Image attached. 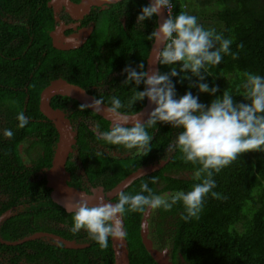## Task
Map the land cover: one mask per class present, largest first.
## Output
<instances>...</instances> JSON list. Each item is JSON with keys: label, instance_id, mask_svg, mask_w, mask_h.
I'll use <instances>...</instances> for the list:
<instances>
[{"label": "trees", "instance_id": "1", "mask_svg": "<svg viewBox=\"0 0 264 264\" xmlns=\"http://www.w3.org/2000/svg\"><path fill=\"white\" fill-rule=\"evenodd\" d=\"M170 1L173 18L181 12L193 13L197 20H203L200 25L205 29H215L224 38L231 39L230 52L238 53L236 59L230 54H222L218 65L202 70L208 74L204 82L218 88L214 95L189 87V80H181L180 76L171 77L176 98L191 92L207 106L227 91L233 96L234 103H248L242 87L245 74L264 77V0ZM147 5L146 0L119 1L111 10L114 12V6H120L125 15V27L117 21L115 14L108 15L107 11L91 33L92 36L108 35L107 47L102 51L100 47L69 51L52 46L49 31L54 19L47 0H0V214L9 209L12 211L0 224V237L13 241L36 231H47L88 244L78 249L66 248L61 242L45 240V237L16 245L0 242V253L7 258L18 254V259L23 258L28 263H113L110 237L107 249H101L83 229L73 234L69 230L72 212L53 202L45 177L34 174L50 165L58 138L53 123L39 110V94L50 80L62 77L80 85L96 98H102L107 105L113 97L127 105L135 88L144 90L143 83L124 85L127 73L123 69L130 66L140 71L136 66L141 62L145 65L152 43L148 36L157 25L156 15L144 20L142 27L137 24L138 14ZM206 12L211 13L209 21L198 16ZM241 43L243 48L238 47ZM93 51L98 62L103 56L108 58L106 70L99 64L98 68L86 64L84 57ZM158 67L161 73L169 72L172 67L177 72L180 70L179 64H158ZM108 70L116 73L111 75ZM95 75L104 79L110 89L102 92L91 89V83H97ZM196 79L192 77L193 81ZM144 102L145 99L136 101L133 107L120 111L134 113ZM50 103L54 108L66 111L68 117L78 123L73 147L78 152L80 165L68 156L65 169L70 173L69 185L103 194L137 168L161 159H167V162L134 180L123 192L140 193L143 183L156 194L187 192L201 182L193 179L194 171L200 167L198 164L183 160L178 150H168L181 129L157 122L155 130L147 129L152 135V148L142 156L136 149L127 150L99 139L86 120L94 119L99 125L98 132L110 130V122L88 108L80 111L81 103L76 99L54 95ZM21 116L27 121L22 127ZM91 143L103 147L95 151ZM105 148L107 152H104ZM79 168L82 169L80 173ZM152 177L156 178L155 183ZM212 179L216 185L212 191L218 195L213 197L209 193L205 197L198 218L184 220L182 217L186 213L179 202L169 211L163 208L151 210L148 236L154 246L170 248L172 264H264V152L242 153L219 173H214ZM117 199L118 195L113 201L117 202ZM142 213L126 211L123 216L129 262L158 264L141 241Z\"/></svg>", "mask_w": 264, "mask_h": 264}, {"label": "clouds", "instance_id": "2", "mask_svg": "<svg viewBox=\"0 0 264 264\" xmlns=\"http://www.w3.org/2000/svg\"><path fill=\"white\" fill-rule=\"evenodd\" d=\"M171 6L170 0H151L149 5L142 7L137 24L142 27L144 20L160 15L162 9L168 10ZM148 39L154 42L153 63L167 66L179 64V72L175 67L166 73L151 69L145 71L143 62L136 66L140 71L126 66L123 71L127 76L123 84L132 82L138 86L143 83L144 90L137 91L135 88L127 105L113 97L110 105L105 107L103 99L96 98L91 104L79 105V110L91 107L96 112L107 113L113 121L112 126L110 130L97 132L98 138L127 150L136 149L142 156L152 148V135L147 129L155 130L157 122L181 129L168 150H178L183 160L198 164L200 167L194 171L193 179L201 182L194 184L187 192L177 190L164 194H156L147 183H143L140 193L119 192L115 203L98 198L93 204L87 194H81L78 200L66 204L72 212L69 230L76 234L83 229L101 249H107L109 237L123 239L126 236L122 226L126 211L142 213L146 209L160 208L169 211L179 202L186 213L182 217L184 220L198 218L205 197L209 193L213 197L218 195L212 191L216 186L213 174L219 173L242 153L264 152V77L245 74L246 80L242 87L246 93L244 99L248 103H234L233 96L227 91L207 106L200 103L191 92L176 98L171 77L180 76L181 80H189V87H196L199 92L214 95L218 91L216 86L209 87L204 82L208 74L202 70L206 66L218 65L222 54L238 58V53L230 52L231 39L224 38L215 29H205L195 16L184 12L174 18L167 15ZM238 47L243 48V44ZM192 77H196V81ZM145 98L155 105L148 113L147 120L142 121L139 113L128 115L120 111L125 107H133L136 101ZM26 123V119L21 116L20 126ZM98 129L97 124L93 131ZM152 182H156L155 177H152Z\"/></svg>", "mask_w": 264, "mask_h": 264}, {"label": "water", "instance_id": "3", "mask_svg": "<svg viewBox=\"0 0 264 264\" xmlns=\"http://www.w3.org/2000/svg\"><path fill=\"white\" fill-rule=\"evenodd\" d=\"M120 0H82L79 4L73 3L71 0H51L49 5H52L55 9L59 6H64L67 12L72 16H82L90 6L94 4H100L102 2L115 3ZM149 4L151 0H146ZM167 18L165 9H162L160 15H156V27L162 22L163 19ZM62 28H57V31L51 32L50 36L52 37L53 47L57 49H70L78 46L75 39L79 37L72 35L70 37L62 36ZM85 35V34H84ZM62 42H65L63 44ZM78 42V41H77ZM81 43V42H80ZM155 54L154 42L152 41L148 55L145 61V71L148 70H158L159 67L157 63H153V57ZM54 95L67 96L73 99H76L81 104H91L93 99L96 97L88 93L83 87L78 84L71 83L62 77H57L42 88L39 94V110L40 112L48 118L54 125L58 138L55 144L54 153L51 159V163L48 167L44 168L43 176L46 179V186L50 188V198L53 202L62 206L67 212H71L65 205L69 202L78 200L81 194H87L91 199L90 203L95 204L97 199H102L104 202L115 203L113 198L118 195L119 192L125 190L134 180L139 177H142L146 174L152 173L162 167L167 159H161L158 162H154L145 166H141L129 173L122 180H120L116 185L111 189L107 190L105 193H90L85 189H80L68 184L70 180V173L65 169V163L68 159L69 154L73 151V146L76 143L77 132L70 123V120L66 116V112L60 108H54L50 100ZM105 104V103H104ZM109 106L107 104L104 105ZM155 107L154 104H151L147 98H145L144 105L134 113H126L128 115H135L136 113L141 114L140 118L142 121L147 120L148 113ZM88 109L94 111L96 114L100 115L104 119L110 122L112 126V119L107 113H99L93 110L91 107ZM12 214L11 209L4 211L0 214V224L8 216ZM151 210H145L142 213V218L140 221V236L141 241L151 255V257L158 264H172L170 260V248L165 247L159 249L154 246L152 239L149 235V217ZM122 226L124 230V220L122 217ZM125 231V230H124ZM40 237H45L46 239H52L56 242H61L66 248H83L87 246L86 243H78L71 239H66L63 236L47 232V231H36L32 234L24 236L17 240H5L0 237V242L8 245H16L27 240H32ZM111 248L113 251V263L112 264H130L128 257V247L125 237L123 239H113L110 237Z\"/></svg>", "mask_w": 264, "mask_h": 264}, {"label": "flooded vegetation", "instance_id": "4", "mask_svg": "<svg viewBox=\"0 0 264 264\" xmlns=\"http://www.w3.org/2000/svg\"><path fill=\"white\" fill-rule=\"evenodd\" d=\"M50 1L51 0H47V6L51 9L52 16L54 19V24H53V28L49 31V36H50L51 32H54V31L56 32L57 28H59V27L62 28L61 33H62L63 37H70L72 35H75V36L79 35V37L75 39L76 44H79L78 46H76L74 48H70V49H59V50H69L70 51V50H75V49H79V48L83 49L84 47H89V48L95 50L98 47H100V50L102 51L104 48H106L109 36L108 35L92 36L91 33L94 30V28L96 27V25L102 22L107 11L109 12L108 15H114L115 14L117 21L120 22V24L122 25L123 28L125 27V15L122 14L120 6H114L116 8V10L114 12H112V10H111L113 5L117 4L119 1L115 2V3L102 2L100 4H94V5L90 6L88 8V10L80 17L79 16H75V17L72 16L69 12H67V10L65 9L64 6H59L58 8L55 9L52 5H49ZM71 1L75 4H79L82 0H71ZM50 39H51V43L53 46V41H52L51 36H50ZM89 39H91L93 41L90 43V42H88ZM62 43L65 44V42H62ZM84 59H85V61L87 60L86 64L90 68H93V67L98 68V67H100V66H98V64H99V65H102L101 67H103L104 70L107 69V68H105L107 66L106 65L107 61H105V60L108 58L103 56L101 58V60L98 62L97 61L98 56H97L95 51H93L90 55L84 57ZM101 72H102V70H101ZM108 72H110L111 75L116 73L115 71H111V70H108ZM92 74H94V70H92ZM96 79L97 80H95V82H97V83L96 84H94V82L91 83V87H90L91 89H93L97 92H102L104 90L106 91V90L110 89L111 86L108 83H106L104 79H98V76H96ZM66 116L68 117L67 112H66ZM68 119L70 120L71 125L73 126V128L77 132L78 123L69 117H68ZM86 123L91 130H93L95 128L96 124H95L94 119L89 118L88 120H86ZM93 132H95L97 134L98 130L93 131ZM76 137H77V135H76ZM91 147H93V149L95 151H99L101 149V147H103V146L99 143H91ZM103 150H104V152H107L106 148ZM111 152L115 153V150H111ZM77 155H78V152L73 147V151L69 154V157L71 160H75L76 163H78L80 165V161L77 159ZM26 165L28 166V164H26ZM43 170H44V167L42 169H40L39 171H35L34 174H36L37 177H42L43 176ZM80 172H82V169L79 168L78 173H80ZM45 240H49V239L45 238ZM17 255L18 254H14L11 258H7L3 253H0V264H40V263H28L23 258L18 259Z\"/></svg>", "mask_w": 264, "mask_h": 264}, {"label": "rangeland", "instance_id": "5", "mask_svg": "<svg viewBox=\"0 0 264 264\" xmlns=\"http://www.w3.org/2000/svg\"><path fill=\"white\" fill-rule=\"evenodd\" d=\"M194 11V10H193ZM210 14L211 13H205V14H203L202 13V15H198L199 17H201V16H203V19L205 18L207 21H209L211 18H210ZM189 15H193V13H191V14H189ZM198 21V23L200 24L201 23V21H203V20H197Z\"/></svg>", "mask_w": 264, "mask_h": 264}, {"label": "built area", "instance_id": "6", "mask_svg": "<svg viewBox=\"0 0 264 264\" xmlns=\"http://www.w3.org/2000/svg\"><path fill=\"white\" fill-rule=\"evenodd\" d=\"M171 5H172L171 8L168 9V10H165V12H166L167 15H171L172 16V11H173V4H172V2H171Z\"/></svg>", "mask_w": 264, "mask_h": 264}]
</instances>
